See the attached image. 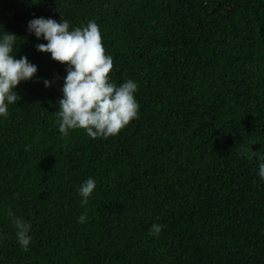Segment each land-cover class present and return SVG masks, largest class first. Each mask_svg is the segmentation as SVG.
Wrapping results in <instances>:
<instances>
[{
    "label": "trees",
    "instance_id": "1",
    "mask_svg": "<svg viewBox=\"0 0 264 264\" xmlns=\"http://www.w3.org/2000/svg\"><path fill=\"white\" fill-rule=\"evenodd\" d=\"M36 17L95 20L138 118L62 136L65 65L36 51ZM0 25L38 68L0 119V264H264V181L245 152L264 153V0H0ZM9 210L32 225L27 252Z\"/></svg>",
    "mask_w": 264,
    "mask_h": 264
},
{
    "label": "clouds",
    "instance_id": "2",
    "mask_svg": "<svg viewBox=\"0 0 264 264\" xmlns=\"http://www.w3.org/2000/svg\"><path fill=\"white\" fill-rule=\"evenodd\" d=\"M0 30V119H7L10 106L21 99L15 89L22 82L31 80L38 68L27 56L16 58L21 44L17 47L18 40L22 38L5 31L3 25H0ZM26 31L37 40L46 42L35 46L37 52L49 54L53 61L65 65L66 75L55 112L58 132L62 136L67 137L72 130L83 129L92 139H107L138 118V84L133 79L119 85L111 81L109 73L113 68V57L106 54L101 29L95 20L72 28L66 19L57 21L50 17H36L28 21ZM52 83L43 80L45 88ZM245 152L250 154V158H256L257 175L264 181V153L250 149ZM96 188L97 182L91 177L80 184L77 191L82 205L89 203ZM8 216L19 247L24 252L29 251L33 240L31 223L14 216L10 210ZM88 219L86 213L81 214L77 222L84 224ZM163 227L159 223L152 224L148 235L159 237Z\"/></svg>",
    "mask_w": 264,
    "mask_h": 264
}]
</instances>
